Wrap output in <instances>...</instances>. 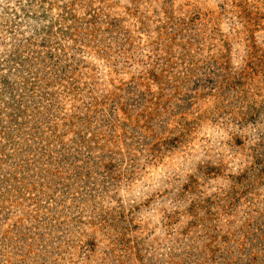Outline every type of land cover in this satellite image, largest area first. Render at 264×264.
<instances>
[{
	"label": "rangeland",
	"instance_id": "rangeland-1",
	"mask_svg": "<svg viewBox=\"0 0 264 264\" xmlns=\"http://www.w3.org/2000/svg\"><path fill=\"white\" fill-rule=\"evenodd\" d=\"M0 264H264V0H0Z\"/></svg>",
	"mask_w": 264,
	"mask_h": 264
}]
</instances>
